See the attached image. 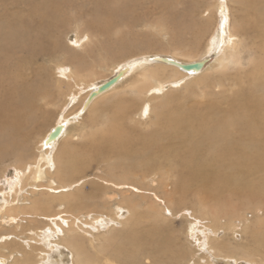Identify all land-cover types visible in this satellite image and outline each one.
I'll list each match as a JSON object with an SVG mask.
<instances>
[{
	"label": "bare ground",
	"instance_id": "bare-ground-1",
	"mask_svg": "<svg viewBox=\"0 0 264 264\" xmlns=\"http://www.w3.org/2000/svg\"><path fill=\"white\" fill-rule=\"evenodd\" d=\"M220 1L212 33L196 9L170 18L174 34L201 42L209 36L206 56H149L118 65L110 78L77 86L64 107L74 106L33 150L47 108L61 94L54 93V79L27 72L62 50L72 23L80 24V39L108 36L119 22L129 28L138 24L139 4L0 0V164L12 161L16 167L10 193L0 197V264H264V209L249 218L243 209L231 217L222 207L208 206L228 195L264 206V0ZM230 2L238 6L234 27ZM71 51L59 68L68 81L85 69ZM158 70L171 72V79H162ZM188 83L199 92L176 99L174 107L152 102L169 87ZM123 88L131 96L120 99L104 119L92 117L94 131L79 127L99 100ZM138 114L151 123L150 130L132 123ZM80 162H114L133 183L102 181L113 186L110 196L108 188L92 181L68 184L82 172ZM151 171L178 174L185 185L176 179L175 186L183 195L198 186L214 194L208 195L210 202L199 201L198 215L183 210L192 218L189 233L173 223L174 208L130 179L134 174L147 179ZM133 194L139 195L129 199ZM112 208L113 213L103 211Z\"/></svg>",
	"mask_w": 264,
	"mask_h": 264
},
{
	"label": "rangeland",
	"instance_id": "rangeland-1",
	"mask_svg": "<svg viewBox=\"0 0 264 264\" xmlns=\"http://www.w3.org/2000/svg\"><path fill=\"white\" fill-rule=\"evenodd\" d=\"M222 2L223 1L220 0H138V24L135 27L129 28L126 26V24H122L119 22V25L115 26V30L110 32L108 36H104L103 34L101 36L97 34H91L90 38L80 39V24L72 23L71 25H69L68 29L65 30L66 37L64 38V46L62 50L55 53L53 57L42 59L39 63L33 65V68L27 72L31 77L35 73L40 74V77L43 78L50 77L47 81L54 79L52 87L54 88V93L61 94L58 99L56 98V101L52 105L48 106L47 114L44 117V124L46 125L45 127L43 126V130L41 129L38 132L37 141L34 142V147H32L33 150L40 147V142L46 136L49 129L55 125L56 120L60 119L61 115L66 111L63 114L65 116L68 110H70L74 106L75 102H73L72 104L69 103L66 107H64L71 99L69 94L78 92L76 88L77 86H81V88H84L95 81H101L110 78L113 76L114 70L118 65L121 64L119 67L125 66L127 64L129 65L145 57L148 58L149 56L154 57L157 55L159 57H166L171 56V53H176L180 54L185 60H189L192 58L197 59L206 56L209 36L208 38L203 39L204 41L201 42L200 40H196L197 36H192L186 33L174 34L171 30L172 23H170V18L174 16V14L182 15L186 14L191 9H196L200 19L209 20L208 27L210 29V32L212 33V31L215 30V28L218 26L217 20L219 19V14L217 11L219 8V3ZM230 10L234 27V17L235 14L238 13L237 4L234 2H230ZM70 13L72 15L74 14L73 11ZM132 13L133 12H130V15H133ZM238 15L239 13L237 14V16ZM117 20L119 21L118 18L114 19V21ZM87 21L88 17H86L83 22L86 23ZM124 22L131 24L128 19L124 20ZM77 39L81 40L80 43H76ZM95 44H98L99 46H95ZM84 45L89 46H87L86 49L83 47ZM71 50H75L78 56L77 59L79 60V63H82L85 69L80 78L78 77L74 78L72 81H68V79L63 78L61 74L62 71H59V68L68 59L69 54H72ZM248 58L249 57H245L244 64L248 63ZM74 66L75 65L71 64L69 65V68L74 71ZM157 72L162 79H171L169 77L172 74L171 72L167 74H164L162 70H158ZM62 79L65 80V83L59 82V80ZM194 92H199L197 86H191L190 83L185 84L181 87H169L165 92V96H161L160 94L159 96L161 97L152 100V102L161 106L174 107L176 99L178 100L180 98L179 100H183V98L185 97L184 95L189 96ZM128 96H131L130 90L126 91L125 88H123L118 92H113L112 94L102 98L89 110V112L85 114V117L79 123V127H81L86 133L94 131L95 129H90L91 127H93L91 124V118L100 117L104 119L105 117L110 115L108 113H110L109 110L113 105H118L120 99L124 100ZM149 101L150 100H148V102ZM49 111H51V113L48 114ZM139 114L132 117V123L138 124L143 130H150L152 128L151 123L146 122V118L142 119L141 115ZM98 120L100 121V123L98 121V123L100 124L99 126L103 127V120L99 118ZM80 163L83 165H81L82 167L78 166L77 169L79 171L82 170V172L76 175V177L69 179L70 182H68V184H73L78 181H82L83 183H85L86 181H92V183L94 184H102L106 188H108L106 190V193H108V195L110 196L112 195L111 189H114L112 188L113 186H109L110 184L105 185L104 183H102V181L107 180L109 181V183L113 184H123L124 182L126 183L129 181L127 180V178L122 177L126 175L128 171L125 168L119 167L117 165L115 166L114 162H107L104 164L101 163L102 165L98 163L97 165L93 166H91V164H88L87 162ZM15 169V162L12 161L0 164V197L4 196L7 193H10L9 183L15 175ZM157 172L158 171H151L147 179H143L146 176L144 177L139 174L132 175L130 179L133 180L134 183L141 182V184H144L147 188V190L145 191L148 193L152 189V192L154 194H157V196L161 198V200L167 205V207L174 208L175 211H173L175 216H173L172 218L171 216L167 215L168 218H172L173 223L178 226L179 230L184 229L183 232L185 234L189 233V227L192 223L190 221L192 220V218L187 216V212H184L183 210L187 208L191 212L194 211V215H198L201 212V210L199 209V201L202 199H206L207 197V200L210 202V200L212 199L211 197H213L214 194L210 195L208 190L201 191L198 186L193 187L189 192L185 193L186 195H183L184 193L180 189L176 188V179L179 183H181L179 185H185V182H183L184 180H180L177 178L178 174L172 176L165 172H162L164 175ZM90 182L89 185H87L85 188V190L87 191L90 190ZM152 183H154V185ZM109 188L111 189L109 190ZM146 192H144V195H146ZM138 195L139 194H133V196L129 197V199L136 198L138 197ZM140 195L143 196L141 193ZM208 195H210L211 197ZM212 200H215V198H213ZM212 200L211 202L213 204H211V202L209 203V209H216V211H219V209L217 210V208L222 207L223 209L221 212L223 213V215L231 212V217L243 214L242 211H244L246 212V216L252 218V211L264 209V206L260 205V203L249 204L245 200H242L240 197L232 195L221 198L220 201L222 203H215ZM158 204H160L163 209H165V206L163 204ZM210 206H212L213 208H210ZM145 207L146 206L143 205V208ZM86 208L90 209L87 206ZM113 209L114 208L108 209V211H103L107 213H113L111 211ZM223 211H225V213ZM229 219L230 216L228 215V219L226 220ZM167 223L169 224V222ZM22 225H25V222Z\"/></svg>",
	"mask_w": 264,
	"mask_h": 264
}]
</instances>
